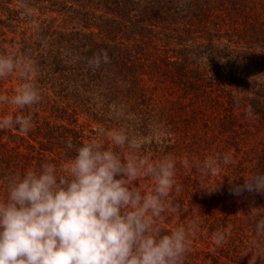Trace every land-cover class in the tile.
<instances>
[{
    "label": "trees",
    "instance_id": "obj_1",
    "mask_svg": "<svg viewBox=\"0 0 264 264\" xmlns=\"http://www.w3.org/2000/svg\"><path fill=\"white\" fill-rule=\"evenodd\" d=\"M26 2L31 13L0 0V55L31 61L41 101L0 102V118L33 117L27 133L0 129V199L12 177L43 163L66 175L75 148L90 140L126 155L98 135L123 128L141 140L142 156L176 160L181 191L170 199L180 210L159 225L170 232L197 222L185 264H264L256 227L264 194L229 191L264 173V0ZM101 50L109 62L90 67ZM24 82L18 71L0 78V95L11 98ZM153 184L139 177L129 186ZM216 232L225 234L219 246Z\"/></svg>",
    "mask_w": 264,
    "mask_h": 264
},
{
    "label": "clouds",
    "instance_id": "obj_2",
    "mask_svg": "<svg viewBox=\"0 0 264 264\" xmlns=\"http://www.w3.org/2000/svg\"><path fill=\"white\" fill-rule=\"evenodd\" d=\"M19 7L32 11L26 0H19ZM204 59L208 66V57ZM108 62L104 50L88 60L93 68ZM14 71L25 82L11 98L0 95V102L20 109L38 104L41 94L29 79L35 72L31 61L0 55V78ZM246 112L254 117L251 105ZM32 123V115L21 112L0 118V129L17 127L27 133ZM98 135H107L115 147L127 148V154L90 140L75 148V155L61 170L66 175H58L54 164L43 163L38 170H27L7 182L6 197L0 199V264H185L190 235L199 230L197 222L170 232L159 225L166 214L180 210L170 199L181 191L175 158L168 155L153 162L142 156L141 140L123 128L110 133L100 128ZM66 147L74 146L68 142ZM139 177L153 180L150 191L129 186ZM229 191L237 196L244 191L264 194V173L250 175ZM256 227L264 234V219ZM224 239V233H213L215 245Z\"/></svg>",
    "mask_w": 264,
    "mask_h": 264
}]
</instances>
